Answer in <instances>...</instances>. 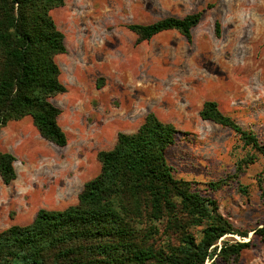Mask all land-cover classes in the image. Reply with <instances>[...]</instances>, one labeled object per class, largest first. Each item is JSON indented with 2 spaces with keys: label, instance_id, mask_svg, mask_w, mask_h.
Wrapping results in <instances>:
<instances>
[{
  "label": "rangeland",
  "instance_id": "374dc122",
  "mask_svg": "<svg viewBox=\"0 0 264 264\" xmlns=\"http://www.w3.org/2000/svg\"><path fill=\"white\" fill-rule=\"evenodd\" d=\"M200 10L191 41L167 30L138 43L128 28ZM52 16L64 34L66 51L56 61L67 91L51 100L61 109L58 121L68 140L58 146L45 139L31 116L0 128V150L16 157L17 174L10 184L0 177V230L30 223L40 208L76 204L84 183L101 170L98 152L112 148L119 132H135L153 112L187 132L167 151L175 177L191 181L248 232L224 235L219 247L251 239L237 260L218 257L214 264H263L254 229L264 223V154L232 129L202 119L199 110L215 100L264 143V0H64ZM248 155L253 162L238 172V161ZM218 181V188L209 185ZM159 228L157 245L177 241ZM201 228L190 231L199 235Z\"/></svg>",
  "mask_w": 264,
  "mask_h": 264
},
{
  "label": "trees",
  "instance_id": "16d2710c",
  "mask_svg": "<svg viewBox=\"0 0 264 264\" xmlns=\"http://www.w3.org/2000/svg\"><path fill=\"white\" fill-rule=\"evenodd\" d=\"M64 0H0V128L31 116L42 137L65 146L67 135L59 124L61 109L51 100L67 91L60 80L56 56L66 51L64 34L52 10ZM203 10L183 17L168 16L128 28L137 42L167 30H177L188 41ZM220 35V22H215ZM101 86V84H100ZM199 116L239 134L245 146L264 154V143L223 113L215 100H206ZM184 132L149 112L135 132H119L114 146L98 152L101 170L87 180L78 202L64 209L40 208L27 224L0 230V264H205L216 258L237 260L252 245L222 241L228 233L248 236L217 210L214 199L174 175L168 149ZM264 135V134H263ZM16 157L0 150V177L16 178ZM253 162L241 158L237 170ZM218 188L221 181L211 182ZM164 230L177 241L157 245ZM202 226L199 235L190 228ZM264 246V223L254 229ZM264 264V261H263Z\"/></svg>",
  "mask_w": 264,
  "mask_h": 264
}]
</instances>
